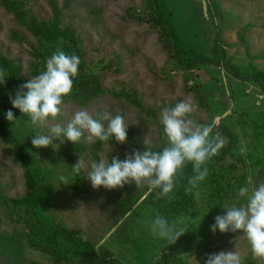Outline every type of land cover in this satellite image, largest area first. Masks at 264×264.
I'll return each instance as SVG.
<instances>
[{
	"label": "rangeland",
	"instance_id": "rangeland-1",
	"mask_svg": "<svg viewBox=\"0 0 264 264\" xmlns=\"http://www.w3.org/2000/svg\"><path fill=\"white\" fill-rule=\"evenodd\" d=\"M165 2L186 42L211 55L217 40L231 63L264 72V0ZM42 22L51 28L57 25L62 32L70 30L79 40L88 77L97 75L100 85L98 93L89 96L73 86L57 122L67 123L81 110L92 114L107 110L124 116L128 139L123 144L66 141L56 149H36L31 145L35 133L28 118L12 109L17 118L22 115L13 126L5 119L9 108L0 110L7 131H0V264H114L105 261L111 257L120 264H154L170 252L183 256L186 264H204L207 254L221 250L238 251L244 264H264V259L252 255L242 232L210 231L215 216L224 212L220 205L233 203L242 184L254 178L256 186L263 178V172L249 165L250 126L239 120L242 112L264 111L260 85L236 79L224 65L182 67L161 29L153 24L147 0H0V56L11 59L24 82L44 70L46 56L38 51L32 28ZM188 97L195 105L190 118L202 125L215 123L214 133L225 140L218 153L223 159L213 169L228 171L222 182L230 188L221 203L209 170L196 193L197 205L188 214L191 231L175 243L164 244L151 235L148 225L157 213L143 203L149 194L146 187L133 182L113 190L93 189L86 174L69 185L54 184V174L71 173L78 161L86 170L101 155L124 159L125 153L143 148L145 139L153 147H163L160 111ZM231 146L233 151L241 150L242 159L227 151ZM24 155L41 173L38 216L51 237L37 238L43 247L35 245L31 233L36 227L29 228L24 219L33 192ZM154 192L156 198L167 199ZM61 228L72 234L74 242H88L99 257L79 255L76 250L84 247L61 232L54 233Z\"/></svg>",
	"mask_w": 264,
	"mask_h": 264
},
{
	"label": "clouds",
	"instance_id": "clouds-1",
	"mask_svg": "<svg viewBox=\"0 0 264 264\" xmlns=\"http://www.w3.org/2000/svg\"><path fill=\"white\" fill-rule=\"evenodd\" d=\"M80 63L78 55L57 51L46 60L43 71L21 84L14 97H9L12 108L6 111L5 119L14 126L19 124L22 115L26 116L33 126L31 132L35 133L31 138L34 148L51 146L56 149L66 141L75 145L93 140L127 142L129 124L124 116L112 115L107 110H98L95 114L81 110L75 112L67 123L57 122L65 98L72 93ZM7 76L0 69V84ZM12 109H18L22 115L17 118ZM194 111L191 97L177 101L174 106L163 107L159 115L166 140L163 147H153L152 141L145 139L143 148L125 153L124 159L101 155L86 170L78 161L72 166L71 173L54 174V184L69 185L73 178L86 174L93 189L113 190L134 182L137 187H146L149 193L157 191L160 197L171 200L184 169L191 165L187 190L197 189L207 180L208 162L224 147L225 140L219 133H214L215 123L202 125L194 122L190 118ZM253 180L238 188L233 203L220 205L224 212L215 216L210 231L242 232L252 255L264 259V178L256 186ZM191 221L188 214L169 217L157 213L148 227L154 238L164 244H173L189 230ZM204 264H244V259L238 251L221 250L207 254Z\"/></svg>",
	"mask_w": 264,
	"mask_h": 264
},
{
	"label": "trees",
	"instance_id": "trees-1",
	"mask_svg": "<svg viewBox=\"0 0 264 264\" xmlns=\"http://www.w3.org/2000/svg\"><path fill=\"white\" fill-rule=\"evenodd\" d=\"M151 9V19L153 24L158 26L161 29L163 38L167 41L166 44L171 48L173 58L184 68L194 69L195 67L201 64L208 65H224L230 74L238 80L241 81H254L257 82L261 89L264 91V72L257 69L254 66L250 67H240L231 63L227 57L224 49L220 46L217 40L214 41L213 50L211 55H207L188 42H186L179 34L175 23L173 21V12L165 2V0H147ZM33 32L38 38V46L41 53L46 56V60L57 51H64L68 54H76L80 58L79 65V74L74 79L73 86L78 92H83L81 95L87 93V95L97 94L99 91V79L97 75H91L88 77L86 71V64L84 61V55L79 48V40L75 39L69 31H63L59 29L57 25L53 28L49 27L46 23L42 22L40 26H33ZM0 69L4 70L8 75L5 78L3 84H0V110L5 108H12L9 97H14L16 91L19 89V86L24 82L19 76L18 69L14 66L11 59L0 56ZM94 83V84H93ZM18 110V109H14ZM240 122L243 126H250V141L248 143L247 149V158L249 165L252 167L253 171L263 172L264 178V111L263 110H254L242 112L240 115ZM0 131H3V134H6V129L4 127L3 118L0 114ZM233 138L234 146L238 142L235 136ZM233 146V145H232ZM229 147L228 152L233 155V157H239L242 159V153L240 149L233 151L234 148ZM22 149V148H21ZM26 166L28 167L27 171L31 176L32 182V200L28 208L30 209L27 214H24V219L26 220V225L34 229L31 233V237L34 238V243L38 247H43L37 240L42 235H47L48 229L43 222L40 221L38 216V208L40 207L41 201V192H40V180L41 173L39 168L34 167L30 160L24 155ZM222 155L217 154L208 162V168L211 173V179L214 183L216 189H218V196L220 202L223 203L226 194L228 193L229 185H226L222 182V179L226 173L216 172L213 169L214 163L222 160ZM237 159V158H236ZM192 175L191 165L186 166L184 173L180 178L177 187L173 193L172 199H163L156 198L155 192H151L143 200L144 204H149L152 207L153 211L159 214H164L169 217H177L181 215L190 214L191 210L197 205L196 193L199 191L200 185L197 189L187 190L189 185L187 183L188 179ZM211 212L208 215L207 219L211 218ZM191 231V227L186 232ZM61 232L63 235H66L68 239L72 242L73 236L70 232L61 228L56 230L54 233L57 234ZM53 234V239L55 238ZM47 238L50 240L51 237L47 235ZM47 240V241H49ZM52 243V242H51ZM78 246H83L81 250H76L79 255L82 257H92L98 258L99 254L94 247H92L88 242L76 241L74 242ZM48 247V244H46ZM106 262H111L114 264H120L118 260L111 257L106 259ZM154 264H186L183 256L175 253H165L163 254Z\"/></svg>",
	"mask_w": 264,
	"mask_h": 264
}]
</instances>
